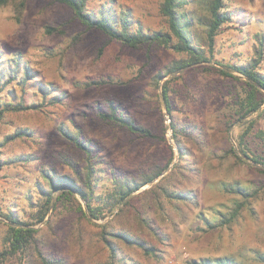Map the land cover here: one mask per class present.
<instances>
[{
  "label": "rangeland",
  "instance_id": "374dc122",
  "mask_svg": "<svg viewBox=\"0 0 264 264\" xmlns=\"http://www.w3.org/2000/svg\"><path fill=\"white\" fill-rule=\"evenodd\" d=\"M162 1L88 0L87 7L98 10L113 2L115 10L131 13L132 29L141 26L145 31L169 33ZM210 2L179 1L187 32L207 60L172 73L167 67L175 60L189 59L187 52L158 42L138 47L123 44L88 28L65 3L28 0L22 12L14 4L0 7V66L20 58L34 71L28 84H8L2 93L12 94L16 104L39 105L0 114V208L31 221L39 209L35 183L41 179L42 166L69 176L85 172L86 153L62 136V124L81 130L91 141L95 200L107 196L117 174L138 179L163 169L103 219L93 218L76 192L56 201L61 191L56 189L45 220L24 225L38 230L32 243L22 251L6 253L0 264H45L38 251L50 264H108L109 250L100 239L99 225L109 221V228L113 224L159 248L157 255L147 256L117 240L128 258L117 264H189L191 259L226 254L244 264H264L256 259V251H264V164L247 158L237 144L254 121L246 145L251 157L264 162V104L259 112L240 119L237 110L246 77L228 67L258 59L257 70L264 74V0H223L221 11L231 18L218 30L213 46L207 35ZM47 26L57 30L47 32ZM166 81L170 108L162 96ZM42 83L53 90L46 97L39 89ZM53 94L62 98L52 103ZM112 103L151 134L134 133L104 120L100 112H110ZM19 128L31 134L5 142ZM178 140L185 149L183 156ZM231 145L239 158L230 153ZM28 156L30 160L25 159ZM235 181L258 193L237 220L221 226L218 211L242 200L223 189L224 183ZM164 189L186 196L170 198ZM79 203L86 216L78 210ZM205 216L217 223L214 228L206 229ZM11 224L0 214V251L7 247Z\"/></svg>",
  "mask_w": 264,
  "mask_h": 264
},
{
  "label": "trees",
  "instance_id": "16d2710c",
  "mask_svg": "<svg viewBox=\"0 0 264 264\" xmlns=\"http://www.w3.org/2000/svg\"><path fill=\"white\" fill-rule=\"evenodd\" d=\"M28 0H0V7L14 4L18 12H22L27 4ZM56 2H62L70 6L75 15L88 27L96 28L106 33L111 39L118 40L123 44H127L133 47H138L146 42H158L164 44L167 47L176 49L179 52H187L190 55L189 59L175 60L170 66L167 67V72L172 73L183 69L184 67L197 63L200 61H206L207 57L202 52L201 48L195 46L193 39L188 34L185 23V14L181 12L179 7L180 0H163L161 4V11L167 18L170 26L169 33L160 30L157 31H145L141 26L132 29L133 20L131 19V13L127 10L117 11L111 4H104L98 10L88 9V0H54ZM223 6V0H211L210 12L211 22L207 31L208 40L210 46H213L215 35L222 26V24L228 21L231 17L221 11ZM47 32L57 30V28L47 26ZM262 42V39H261ZM262 44V43H260ZM259 54H262V50L259 47ZM259 66L258 59H253L248 64H236L228 66L246 77V87L244 96L241 97L239 102V108L237 113L240 119H246L253 114L260 111L264 104V74L257 70ZM223 73L228 72L222 70ZM162 77L158 75L157 81ZM34 78V71L31 66L25 62H21L20 58H14V60L7 66H0V114L5 111H17L25 110L28 108H39V105L30 104L25 105L22 101L14 102L12 94L4 95L2 92L5 87L11 83H18L21 86L28 84L30 79ZM166 81L163 85V99L168 108H170V93L169 85ZM48 88L47 84L42 83L39 89L42 91L44 97L47 93H52L53 90L48 88L49 91H44ZM12 90L10 89V92ZM7 96H9V99ZM61 97V94H53L51 102L56 103ZM112 110L110 112L101 111L100 115L104 120L113 122L120 126L127 128L129 131L150 135L149 129L139 124L131 115L119 111L118 107L112 103ZM264 112V111H263ZM250 125L242 132L240 138L237 141L238 147L244 153L247 158H250L258 163H263L262 159L258 156H252L248 153V146L246 145V135L254 125V121L249 123ZM174 127V137L178 139L179 130L176 128L175 123L172 124ZM60 133L68 141L74 143L78 148L82 149L86 153L87 163L85 164V172L82 174L76 171L74 176L67 174H57L56 171L51 167L42 166L40 168V177L35 183L36 192L39 195L40 202L38 205L37 217L31 221L26 219H20L11 210H5L0 208V214L5 216L13 224L9 225L6 239L8 241L7 247L0 251V259L4 258L6 253L18 252L24 250L28 244L32 243L34 234L38 232L37 229L29 228L24 225L35 224L42 222L51 208L53 192L56 189H60V193L57 196L56 201L61 198L68 199L70 195H74V192L79 194L86 202L87 211L95 219H103L108 214H111L118 208V206L127 198V196L139 189L146 183L154 180L157 176L162 173V168L155 170L151 173H144L140 178L134 176L117 174L114 177V185L112 190L107 193V196H100V199H94V186L97 184L95 181V162L92 159L93 147L91 141L83 137L81 130L77 131L70 129L65 125L59 126ZM31 134V131L27 128H19L13 133L5 137V142L14 140L16 138H24ZM178 145L181 150V155L184 154V147L178 140ZM230 153L235 157L239 158L236 149L233 145L230 146ZM26 160H30L31 157H25ZM264 171V169H263ZM223 189L230 193H235L242 197V200H235L233 204L228 208L227 211H218L217 215L221 226L231 224L237 220L241 214L242 209L250 204L252 197H255L258 193L257 189L245 186L238 181L229 182L223 184ZM30 194H33L32 192ZM164 194L170 198H184L186 193L179 191H170L164 189ZM125 203V202H124ZM123 203V204H124ZM78 210L83 212L86 216V210L83 209L82 204H78ZM204 223L206 229L214 228L216 222L205 216ZM110 221L100 227V239L104 242L109 250L108 264H117L121 262H127L128 258L122 254L120 245L117 240H120L128 245L135 246L147 256L157 255L159 248L153 245L145 238L134 235L128 231L116 229L112 224V229L109 228ZM156 232V231H154ZM11 249V251H9ZM9 251V252H8ZM41 259L45 264L52 262L48 259L41 251H38ZM256 259L264 262V251H256ZM53 263V262H52ZM189 264H244L239 261L235 256L226 254L216 257H202L200 259H191Z\"/></svg>",
  "mask_w": 264,
  "mask_h": 264
}]
</instances>
